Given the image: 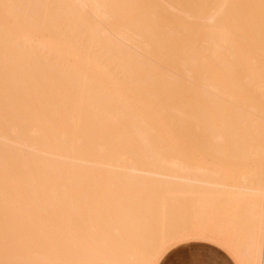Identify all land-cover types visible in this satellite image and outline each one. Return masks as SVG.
Listing matches in <instances>:
<instances>
[{
  "label": "bare ground",
  "instance_id": "6f19581e",
  "mask_svg": "<svg viewBox=\"0 0 264 264\" xmlns=\"http://www.w3.org/2000/svg\"><path fill=\"white\" fill-rule=\"evenodd\" d=\"M192 242L264 264V0H0V264Z\"/></svg>",
  "mask_w": 264,
  "mask_h": 264
},
{
  "label": "crops",
  "instance_id": "0c3cea01",
  "mask_svg": "<svg viewBox=\"0 0 264 264\" xmlns=\"http://www.w3.org/2000/svg\"><path fill=\"white\" fill-rule=\"evenodd\" d=\"M210 245L212 244L192 242L176 246L158 264H235L224 250Z\"/></svg>",
  "mask_w": 264,
  "mask_h": 264
},
{
  "label": "rangeland",
  "instance_id": "374dc122",
  "mask_svg": "<svg viewBox=\"0 0 264 264\" xmlns=\"http://www.w3.org/2000/svg\"><path fill=\"white\" fill-rule=\"evenodd\" d=\"M215 221H216L215 218H214V220H213V219L210 220L211 223H213V222H215ZM207 245H208V244H207ZM210 246H212V245H210ZM213 247H214V246H213ZM220 251H221V250H220ZM221 252H222V251H221ZM229 260H230V259H229ZM232 264H233V263H232Z\"/></svg>",
  "mask_w": 264,
  "mask_h": 264
}]
</instances>
